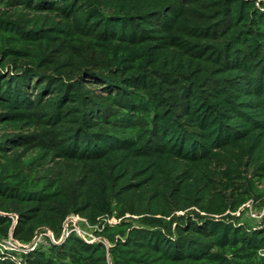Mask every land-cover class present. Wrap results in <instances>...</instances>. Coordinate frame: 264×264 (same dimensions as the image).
Instances as JSON below:
<instances>
[{
  "label": "trees",
  "instance_id": "obj_1",
  "mask_svg": "<svg viewBox=\"0 0 264 264\" xmlns=\"http://www.w3.org/2000/svg\"><path fill=\"white\" fill-rule=\"evenodd\" d=\"M248 203L264 0H0V264H264Z\"/></svg>",
  "mask_w": 264,
  "mask_h": 264
},
{
  "label": "built area",
  "instance_id": "obj_2",
  "mask_svg": "<svg viewBox=\"0 0 264 264\" xmlns=\"http://www.w3.org/2000/svg\"><path fill=\"white\" fill-rule=\"evenodd\" d=\"M246 207L248 209L247 214L250 215V217L254 221L264 224V206L259 211L254 210L250 203L246 204ZM108 222L109 223H116L117 221L115 219H112V220H108ZM80 223L86 224L88 227H90L88 225V223L86 222V220H84L78 216L68 217V219L66 220V223L64 225L63 237L67 238L71 232H76L80 236H82L84 238H88L91 242L96 241V238L93 237L92 233H91V235L90 234L84 235V233L82 232V229L80 228ZM69 224H71L72 226H70ZM90 228H92V227H90ZM44 236L48 237L51 242L55 243L51 233H44V234L41 233L38 236H36V239L30 245H22L18 242L13 241L12 239L0 242V244H3L1 246L4 248V250L2 249L0 251L1 252L6 251V252H24L25 253L29 250H34L37 247H39L40 245L46 244V242L44 241ZM87 236H89V237H87Z\"/></svg>",
  "mask_w": 264,
  "mask_h": 264
},
{
  "label": "rangeland",
  "instance_id": "obj_3",
  "mask_svg": "<svg viewBox=\"0 0 264 264\" xmlns=\"http://www.w3.org/2000/svg\"><path fill=\"white\" fill-rule=\"evenodd\" d=\"M244 218L247 220V219H250V220H253L251 217H250V215H248L247 213H246V215L244 216ZM70 226H72L71 224H69ZM68 225V226H69ZM80 228L82 229V232L84 233V235H91V231L90 230H92V228H90V227H88L86 224H82V223H80ZM87 237H89V236H87ZM1 245H3V244H0V250H4V248L1 246Z\"/></svg>",
  "mask_w": 264,
  "mask_h": 264
}]
</instances>
